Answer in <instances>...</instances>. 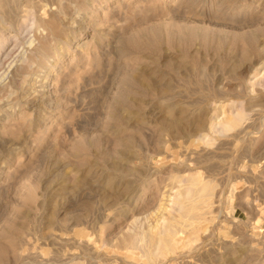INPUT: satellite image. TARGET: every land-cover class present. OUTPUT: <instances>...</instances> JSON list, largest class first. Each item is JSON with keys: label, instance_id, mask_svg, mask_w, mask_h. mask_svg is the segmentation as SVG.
Wrapping results in <instances>:
<instances>
[{"label": "rangeland", "instance_id": "rangeland-1", "mask_svg": "<svg viewBox=\"0 0 264 264\" xmlns=\"http://www.w3.org/2000/svg\"><path fill=\"white\" fill-rule=\"evenodd\" d=\"M0 39V264H264V0H0Z\"/></svg>", "mask_w": 264, "mask_h": 264}, {"label": "bare ground", "instance_id": "bare-ground-1", "mask_svg": "<svg viewBox=\"0 0 264 264\" xmlns=\"http://www.w3.org/2000/svg\"><path fill=\"white\" fill-rule=\"evenodd\" d=\"M2 40L0 39V51L2 50V48H4V46L2 47ZM2 54V53H1ZM2 58V57H1ZM0 61H3V59H0ZM1 63V62H0ZM191 206V205H190ZM194 207V206H193ZM184 211V210H183ZM187 212V211H186ZM183 217V216H182ZM164 244H165V251H168L169 248H170V243H171V240H170V236L169 235H166L164 237Z\"/></svg>", "mask_w": 264, "mask_h": 264}]
</instances>
